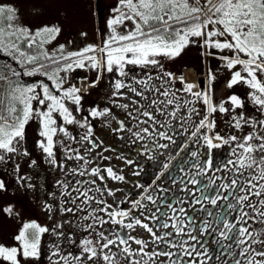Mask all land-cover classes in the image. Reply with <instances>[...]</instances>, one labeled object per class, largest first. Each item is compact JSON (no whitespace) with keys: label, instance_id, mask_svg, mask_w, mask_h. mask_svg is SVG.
<instances>
[{"label":"snow or ice","instance_id":"1","mask_svg":"<svg viewBox=\"0 0 264 264\" xmlns=\"http://www.w3.org/2000/svg\"><path fill=\"white\" fill-rule=\"evenodd\" d=\"M112 12L101 44L73 51L60 44L50 51L47 46L60 35L59 26L33 30L17 23L19 13L14 6L0 3V56L10 61L0 65V161L17 152L33 120L39 123L43 138L39 147L62 170L54 150L62 143L56 140L58 134L88 145L84 154L79 148L63 145L66 158L79 162L68 174L87 178L77 180L71 190L68 183L61 182L62 195L75 205L62 211L73 215L77 210L86 212L75 226L88 235L76 241L71 233L60 230V224L49 228L35 220L26 222L14 235V244L0 243V264L39 261L43 238L49 233L56 237L48 245L52 264H264V0H118ZM195 44L205 54H211V49L231 53L220 57L230 71L239 66L232 71L227 87L246 86L247 98L259 116L237 112L246 104L236 94L219 105L214 103L211 84L215 76L211 73L208 87L196 90L199 85L164 69L163 60H175ZM78 69L95 72V79L88 83L87 77L78 78L85 87L68 84L70 74ZM105 73L112 76L110 102L125 113V119L116 117L111 108L99 106L78 119L74 113L83 111L82 90L95 88ZM36 76L44 77L50 85L23 80ZM177 80L180 89L173 87ZM230 111L234 114L228 123L239 135L216 131L215 114ZM89 117L115 119L118 126L112 132L119 140L142 145L137 156L155 161L154 152L161 156L167 153L151 185L132 182L142 192H125L123 198L108 202L107 197L115 198L122 190L108 187L107 181H128L122 169L98 163L111 157L96 152L103 141L96 137ZM126 120L135 121V131L126 126ZM69 125L84 129L83 134L73 136ZM170 145H175L174 153ZM225 146L229 149L227 158L218 164L213 150ZM109 151L115 149L103 148V152ZM93 152L96 156L89 159ZM117 159L126 166L136 164V158L122 153ZM89 164L96 166L89 168ZM142 172L136 165L132 174L140 176ZM169 179L172 184L163 187ZM176 185L186 196L174 194L168 202L167 193ZM4 188L0 180V190ZM220 201L224 204L217 211L208 207L216 209ZM129 203L127 208L122 206ZM45 207L52 209L50 204ZM189 209L201 215L190 214ZM4 211L11 214L13 210L8 207ZM105 225L112 227L106 229ZM137 228L147 232L149 239L131 235ZM210 238L218 247L215 255L208 246ZM64 242L77 244L80 251L62 252Z\"/></svg>","mask_w":264,"mask_h":264},{"label":"rangeland","instance_id":"2","mask_svg":"<svg viewBox=\"0 0 264 264\" xmlns=\"http://www.w3.org/2000/svg\"><path fill=\"white\" fill-rule=\"evenodd\" d=\"M117 2L118 0H0V3L10 4L18 10L19 19L17 23L19 24L30 27L33 30L45 25H57L61 28V33L57 39L47 46L50 51H54L60 44L66 45L68 51L79 50L88 44H101L107 35V20L113 15L112 9L117 5ZM81 33H87V35L84 36ZM210 52L220 56L231 55L228 51L220 52L218 50H212ZM162 62L164 69L173 72L177 77L183 75L185 68H194L198 75V85L202 79H208L209 73L213 74L215 80L212 81L211 87L214 103L219 105L227 101L231 95L236 94L244 99L246 104L244 109H237V112H243L246 116H259V112L247 98L249 89L246 86L238 84L232 88L227 87V82L231 77L232 71L239 70V66L231 71L228 70L225 67L224 60L212 58L208 54H205V50L199 44L190 45L175 60H163ZM134 71L140 72L141 70L134 69ZM151 71L155 72L156 70L152 69ZM191 74L190 71H187V79L189 82H193L196 79ZM82 77H87V82L91 83L95 79L96 73L78 69L76 72L70 74L68 84L81 86L77 81L78 78ZM111 79L112 76L105 73L95 88H86V92L82 93L84 97L82 100L83 111L74 113L78 119L88 115V110L96 106L100 108H111L116 117L125 119V113L121 109L114 107L110 102V93L112 92ZM36 83H39V81ZM173 87L180 89L182 85L177 80ZM200 88L201 86H199ZM179 95L183 97L185 94L181 92ZM120 102L127 103L128 101ZM197 107H201V105L198 104ZM225 107L231 108V105L225 103ZM233 114L231 111L227 114H221L219 112L215 114L216 131L221 135H239L228 123ZM89 119L95 129L96 137L103 141V145L96 152H102L104 156L111 157V160L101 159L98 163L101 167L113 166L115 169H122V174L128 181V183L107 181L108 187L122 190L117 192L115 198L107 197L108 202L113 203L114 199L123 198L125 192H132L134 194L142 192V189L133 187L132 182L139 181L145 185H151L155 173L159 170L158 165L161 161L165 160L167 153L161 156L158 152H154L153 155L157 157L155 161L147 160L143 155L137 156V148L142 147V145L139 143H125V141L119 140L117 134L112 132V129L118 126L115 119H112V117H105L103 119L89 117ZM125 123L126 126L133 127V130H136L134 127L135 121L126 120ZM67 127L72 135L77 138L84 132V129L76 125H69ZM39 131V123L35 120L31 121L26 127L25 139L17 145V152L6 155L5 160L0 161V180H3L5 183V188L0 190V243L6 245L14 244V235L18 233L24 223L33 220L49 228L60 224L62 225L60 230L65 233H71L76 241L88 235V233L83 232L75 226L76 223L80 222L79 217L86 215V212L77 210L76 215H73L72 213L62 211L64 208H74L75 205L70 202L68 196L62 195L63 184L61 183H68L69 190H71L77 180L87 178L68 174L70 169L79 166V162L66 158L63 145L79 148L81 154H84V149L88 145L85 144L82 146L79 143H73L62 134H58L56 140L62 143H57L54 150L58 163L63 165L62 170L60 167L53 165L46 153L39 147V141L43 139L39 136ZM246 131L247 129H245ZM119 135L127 134L119 133ZM161 142L164 143L165 141ZM144 143H148V141L146 140ZM105 146L115 149V151L103 152ZM223 148L227 151L223 152L226 155L229 151L228 146ZM25 151L27 155L24 154ZM170 151L175 152V145H170ZM96 152H93L89 156V159L96 156ZM121 153L125 156H130V158H136V164L126 166L122 160L117 159V155ZM142 161L143 163H141ZM136 165H140L143 168L140 176H134L132 174L136 169ZM94 166L96 164L88 165L89 168ZM176 174L180 175L179 172ZM21 177H23V180L19 179ZM162 182L163 178L161 181H157L158 184ZM171 184L172 180L169 179L163 183V187L168 188ZM28 185L31 186L29 187ZM179 187V185H176L172 188L171 192L167 193V198H169L168 202H171L174 194H178L180 197L186 196V193L183 191H178ZM192 188L193 186L189 185V189L191 190ZM159 195L163 197L165 193H159ZM133 198L135 196L129 197V201ZM48 204L52 205L51 211L46 210L45 206ZM122 206L127 208L130 206V203ZM8 207H11L13 210L11 214L4 211ZM149 207H152V205L149 204ZM184 207L189 208V205L185 204ZM196 207L199 208L200 206L197 205ZM161 210L163 211L164 209L162 208ZM191 211L194 210L189 209V212ZM69 221L75 223H69ZM111 227V225H105L106 229ZM124 231L126 234V230ZM131 235L146 240L149 239V234L142 228H137ZM55 240V236L50 233L45 234L42 243L41 258L39 261H32L31 264H52V261L48 258L51 251L48 245ZM132 247L136 248V245L133 244ZM152 247L150 245L149 250ZM61 248L64 253L77 254L80 251L77 244H68L67 242H64ZM52 259L54 260L55 257ZM164 259L160 258V260Z\"/></svg>","mask_w":264,"mask_h":264},{"label":"flooded vegetation","instance_id":"3","mask_svg":"<svg viewBox=\"0 0 264 264\" xmlns=\"http://www.w3.org/2000/svg\"><path fill=\"white\" fill-rule=\"evenodd\" d=\"M204 151H207V149H204ZM223 152H227L224 148H221V149H216V150H213V156H214V159H215V162L216 163H221V158H227L226 155L223 154ZM209 175H211V173H209ZM217 175H228L227 173H217ZM205 182H207L206 178H204ZM220 181H217V184H219ZM150 185V184H148ZM194 198V197H193ZM224 202L223 201H220L217 205V208L216 209H212L211 208V205H208V207L213 210V211H217L218 209H220V206L223 205ZM197 208V207H196ZM194 211H191L190 214H193V215H201V214H197L195 209H193ZM211 219V218H210ZM209 248L212 250L213 254L215 255V253L218 251V247L216 245H214L213 243H211V238H210V241H209ZM226 259H230L228 257H224ZM157 264H159V261L157 262Z\"/></svg>","mask_w":264,"mask_h":264},{"label":"trees","instance_id":"4","mask_svg":"<svg viewBox=\"0 0 264 264\" xmlns=\"http://www.w3.org/2000/svg\"><path fill=\"white\" fill-rule=\"evenodd\" d=\"M212 50L215 51L216 49H212ZM212 50H210V51H212ZM8 62H10L8 58L0 56V65H3V64L8 63ZM23 80L26 84H28L30 81L36 82L38 79L36 76V77H23ZM44 83H48L50 85V82L47 80H45Z\"/></svg>","mask_w":264,"mask_h":264}]
</instances>
